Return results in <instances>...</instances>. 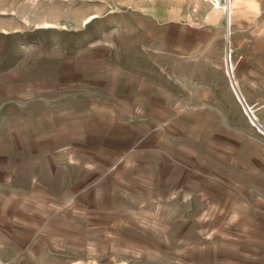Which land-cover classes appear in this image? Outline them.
I'll list each match as a JSON object with an SVG mask.
<instances>
[{
	"label": "rangeland",
	"instance_id": "rangeland-1",
	"mask_svg": "<svg viewBox=\"0 0 264 264\" xmlns=\"http://www.w3.org/2000/svg\"><path fill=\"white\" fill-rule=\"evenodd\" d=\"M228 1L0 0V71L71 61L90 77L88 99L74 106L132 122V152L108 176L110 190L87 195L120 210L117 221L83 224L88 264H264V132L228 77L227 60L233 74L248 51L232 45ZM167 12L179 22L165 33ZM98 120H87L92 131ZM75 141L62 151L100 148Z\"/></svg>",
	"mask_w": 264,
	"mask_h": 264
},
{
	"label": "crops",
	"instance_id": "crops-1",
	"mask_svg": "<svg viewBox=\"0 0 264 264\" xmlns=\"http://www.w3.org/2000/svg\"><path fill=\"white\" fill-rule=\"evenodd\" d=\"M228 3L232 45L248 49L233 66L234 80L264 128V0ZM161 21L168 33L170 23L179 19L169 18L167 12ZM48 61L53 65L47 70L38 61L29 68L22 61L17 71H0V259L6 264H88L89 251L81 242L88 227L83 224H104L106 217L113 222L120 217L119 209L105 210L106 205L118 206L87 195L98 191L99 185L110 190L108 176L132 152V122L122 121L117 113L113 118L96 115L97 109L89 103L74 106L90 95L89 70L78 72L62 58ZM64 63L79 82L74 84L80 86L75 93L61 73ZM133 92L137 94L136 89ZM97 119L101 123L92 131L87 120ZM76 139L100 148L92 153L71 151ZM67 145L71 150L62 151ZM99 160L109 166H99ZM256 160L258 175L264 176V150L258 151ZM116 180L112 183L119 189L121 181Z\"/></svg>",
	"mask_w": 264,
	"mask_h": 264
},
{
	"label": "water",
	"instance_id": "water-1",
	"mask_svg": "<svg viewBox=\"0 0 264 264\" xmlns=\"http://www.w3.org/2000/svg\"><path fill=\"white\" fill-rule=\"evenodd\" d=\"M227 44H228L227 57L230 59V40H228ZM226 69H227V72H228V77L230 79L231 86L234 89L235 93L240 98V101L242 102L243 107H244L246 113L248 114L249 118L252 119L253 122L264 132V128L258 123V121L255 119L254 115L251 113L248 105L246 104L244 98L242 97V95H241V93H240V91H239V89L237 87L236 82L234 80V76L232 74V68H231V65L228 63V60H227Z\"/></svg>",
	"mask_w": 264,
	"mask_h": 264
},
{
	"label": "built area",
	"instance_id": "built-area-1",
	"mask_svg": "<svg viewBox=\"0 0 264 264\" xmlns=\"http://www.w3.org/2000/svg\"><path fill=\"white\" fill-rule=\"evenodd\" d=\"M0 264H6V263H4L3 261H1V259H0Z\"/></svg>",
	"mask_w": 264,
	"mask_h": 264
},
{
	"label": "bare ground",
	"instance_id": "bare-ground-1",
	"mask_svg": "<svg viewBox=\"0 0 264 264\" xmlns=\"http://www.w3.org/2000/svg\"><path fill=\"white\" fill-rule=\"evenodd\" d=\"M252 120V119H251ZM253 121V120H252Z\"/></svg>",
	"mask_w": 264,
	"mask_h": 264
}]
</instances>
